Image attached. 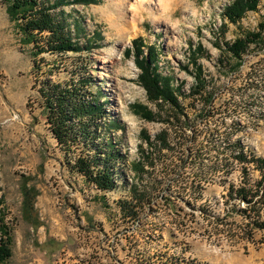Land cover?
I'll use <instances>...</instances> for the list:
<instances>
[{
  "label": "rangeland",
  "instance_id": "1",
  "mask_svg": "<svg viewBox=\"0 0 264 264\" xmlns=\"http://www.w3.org/2000/svg\"><path fill=\"white\" fill-rule=\"evenodd\" d=\"M69 1L53 11L83 48L36 55L0 0V219L12 249L4 264H264V228L256 225L264 221L263 172L237 159L264 157V42L250 44L236 69L225 45L259 31L264 0L236 24L224 16L233 0H146L135 24L127 22L134 0ZM139 39L140 57L155 47L154 66L179 86L182 111L149 98L136 62ZM194 58L210 105L191 93ZM55 85L103 104L90 136L59 143L46 97ZM215 147L229 154L213 155ZM113 151L119 156L109 164ZM79 159L94 173L109 164L115 187L99 189ZM205 177L201 201L196 181ZM25 181L38 193L37 227L23 217ZM135 185L143 198L134 197ZM241 187L252 203L239 198Z\"/></svg>",
  "mask_w": 264,
  "mask_h": 264
},
{
  "label": "trees",
  "instance_id": "2",
  "mask_svg": "<svg viewBox=\"0 0 264 264\" xmlns=\"http://www.w3.org/2000/svg\"><path fill=\"white\" fill-rule=\"evenodd\" d=\"M7 2V12L11 21H14L18 29L23 35V39L27 43H33L34 54L39 55L44 52L51 53H67L68 51H80L83 47L73 40L66 23L55 14L53 10L60 6H66L70 4L69 0H56L54 3L46 0H5ZM75 4H88L96 3L98 0H72ZM261 0H233L228 6L225 7L224 16H226L231 23H238L249 11H256L260 5ZM264 22L260 23L259 31L247 32L244 36L237 38L233 43H226V49L229 54L236 59L233 64L234 69L239 68L242 65V57L245 51L252 43L262 44L264 42L263 37ZM44 33L48 34V39L44 45H40V36ZM136 62L141 73L139 75L141 84L146 89L149 98L152 101H160L165 104H169L175 110H183L179 101L178 91L179 86L174 87L171 84L169 78H165L159 72L155 61H158L156 56L155 47H150V54L148 57H140L142 48L144 47L143 39L135 40ZM193 52V51H192ZM196 52V51H195ZM194 52V53H195ZM196 64V85H194L191 93L193 95L199 94L205 98V103L210 105L213 100V95L210 93L204 94L206 88V81L203 78L201 65H198L197 59L194 58ZM224 62V61H223ZM187 69V68H185ZM83 86L89 84L88 80H82ZM77 86V84H75ZM53 92L46 95L49 105V121L53 126L52 130L54 135L58 139L59 143H67L71 140H77L81 137L90 136L92 122L95 119L101 118L104 114L103 104L99 100H91L87 102L86 99L78 95L77 89L61 90L57 85L53 86ZM94 96L92 95V99ZM176 116V115H175ZM145 117L152 119L151 113L146 111ZM89 120V121H88ZM179 120V119H177ZM77 121V122H76ZM74 124V125H73ZM77 126V128L75 127ZM178 129V128H176ZM163 143H167V139L163 136L160 137ZM119 154L116 151L110 152L107 156L109 164L112 160H115ZM121 157V156H120ZM237 159L241 162H253L263 172V177L259 181L258 185H261L264 180V157H252L248 159V156L244 152H240L237 155ZM81 172L85 173L99 189L108 190L115 187V179L113 178L111 166L108 164L104 170L99 172H93L91 164L84 159H79L77 162ZM137 171L139 175H143L146 171L145 164L138 162ZM23 192V217L25 220L31 222L37 227V216H31L35 204V198L38 195L34 187L28 186V182H24L22 186ZM134 197L145 196L146 194H140L138 192V186L133 188ZM237 195L243 201L248 204L253 202V197L250 196V190L246 187L237 189ZM252 209V207H251ZM255 212V210L253 209ZM243 212L248 214V209ZM0 264H4L12 256L11 249V234L10 230L5 225L3 219H0ZM259 228H264V221L256 224ZM51 244H58L55 241H50Z\"/></svg>",
  "mask_w": 264,
  "mask_h": 264
},
{
  "label": "bare ground",
  "instance_id": "3",
  "mask_svg": "<svg viewBox=\"0 0 264 264\" xmlns=\"http://www.w3.org/2000/svg\"><path fill=\"white\" fill-rule=\"evenodd\" d=\"M158 1H160V2H162L163 4L166 2V1H168V2H170L171 0H158ZM173 1H175L176 2V0H173ZM128 2V1H127ZM145 2H146V0H134L132 3H131V6L133 7V17H132V20H129V21H127L129 24L130 23H136V17H137V15H139V14H141V13H143V8H144V4H145ZM126 3V0H119V5L120 6H122V5H124ZM172 3H174V2H172ZM127 4V3H126ZM162 4V6H164ZM169 6V5H168ZM118 8H120V9H122L121 7H118ZM166 8V7H165ZM164 9V8H163ZM157 10H159V9H157ZM127 10H125V9H123L122 10V17H123V15H125V12H126ZM160 11V10H159ZM153 12V11H152ZM155 14L156 13H154L153 12V19L155 20V19H158L156 16H155ZM160 14V13H159ZM125 17V16H124ZM160 17V16H159ZM133 24V25H134ZM216 148V147H215ZM212 149V153H213V155H220L221 157H225L226 155H228L229 153H228V150H224V151H220V152H218L217 151V148L216 149ZM221 150V149H220ZM210 152V153H211ZM209 153V152H208ZM239 154V153H238ZM207 156H209V154H207ZM204 157V156H203ZM203 157H199V158H197V159H195L196 160V162H197V165H199L200 164V160L203 158ZM217 157V156H216ZM220 157V158H221ZM223 159V158H222ZM182 160V159H181ZM220 160V159H219ZM218 162V161H217ZM227 163V161L225 160V161H223L222 160V162H221V165H220V167H221V175L223 174V173H225V164ZM220 164V163H219ZM214 166H215V169L217 170L218 168H219V166H218V164H214ZM205 171V170H204ZM209 174V173H208ZM219 174V173H218ZM207 180H208V178H204V180H200L199 182H197L196 181V186H198L199 187V190L197 191V195L198 196H200L201 197V201H203L204 199H205V201H206V192H205V190H206V186L208 185V182H207ZM129 218V217H128ZM127 218V219H128ZM127 221V220H126Z\"/></svg>",
  "mask_w": 264,
  "mask_h": 264
},
{
  "label": "built area",
  "instance_id": "4",
  "mask_svg": "<svg viewBox=\"0 0 264 264\" xmlns=\"http://www.w3.org/2000/svg\"><path fill=\"white\" fill-rule=\"evenodd\" d=\"M240 162H241V161H240ZM242 163H245V162L243 161ZM223 188H224V186H223ZM123 219H125V217H123Z\"/></svg>",
  "mask_w": 264,
  "mask_h": 264
}]
</instances>
